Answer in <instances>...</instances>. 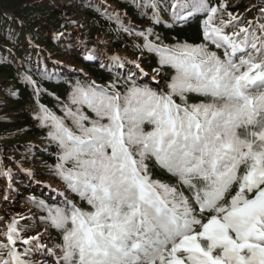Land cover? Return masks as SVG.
I'll return each instance as SVG.
<instances>
[{
	"label": "snow or ice",
	"instance_id": "obj_1",
	"mask_svg": "<svg viewBox=\"0 0 264 264\" xmlns=\"http://www.w3.org/2000/svg\"><path fill=\"white\" fill-rule=\"evenodd\" d=\"M142 6L160 23L156 0ZM172 7L174 19L186 9L205 13L203 38L222 55L205 44H153L148 30L144 47L175 71L167 91L132 76L123 93L78 85L75 110L65 108L72 127L41 106L37 118L60 149L57 173L89 206L39 201L62 234L57 264H264V23L253 31L251 22L232 23L231 12L217 22L227 6L207 0ZM190 95L205 99L190 103ZM149 161L172 180L154 178ZM4 235L0 264H29L22 256L43 247L40 236L21 235L15 218ZM18 240L35 243L21 254Z\"/></svg>",
	"mask_w": 264,
	"mask_h": 264
},
{
	"label": "trees",
	"instance_id": "obj_2",
	"mask_svg": "<svg viewBox=\"0 0 264 264\" xmlns=\"http://www.w3.org/2000/svg\"><path fill=\"white\" fill-rule=\"evenodd\" d=\"M144 2L0 0V177L3 175L8 179L3 173L11 171L16 184V189L10 190L13 198H18L21 206L28 204L30 209H34L39 220H46L48 212L32 202L39 204L42 200L49 207L60 202L52 197L51 191L48 193L39 189V181L43 178L54 182L59 179L67 186L56 170L60 149L48 136L49 127L37 118L43 115L41 106L72 127L71 118L65 116V108L75 110L71 95L78 85L99 86L107 92H112L111 85H116L123 93L130 86L128 77L132 76L139 86L157 92L167 91L175 71L167 65L162 67L157 53L144 47L145 39L140 33H147L148 30H151L148 40L156 45L205 44L210 51L218 55L223 53V49H217L203 38L205 13L193 11L192 15H188L186 9L185 19L173 18V4H190L192 0H156L160 23L153 22V10L143 7ZM207 3L212 7L226 4V9L218 11L217 22L221 13L228 21L227 13L231 12L235 17L232 23L241 22L240 26L248 27L251 22L253 31L264 23V0H207ZM124 28L131 29V32L124 31ZM96 31L101 32L99 40L105 46L98 48L93 45ZM114 50L115 53H111ZM121 51L130 53L135 62L147 64L150 76L128 67L131 61L124 59ZM154 75L163 84L152 80ZM25 76L34 83H29ZM204 99L189 96L190 103H199ZM176 100L179 103L178 97ZM81 111L91 119L96 118L86 106ZM145 127L147 130L150 126ZM2 164L8 165L5 170ZM149 164L154 178L172 180L153 161ZM65 167H71V164ZM73 196L80 207H89L74 192ZM16 221L18 231L24 237L26 232H33L30 230L37 226V222L32 220L19 218ZM43 228L50 230L52 239H47L50 244L58 246L63 243L60 231L49 223ZM5 243L7 240L3 235L0 244ZM44 247L45 244L39 248L40 253L46 251ZM25 248L28 247L16 249L23 254ZM7 258V251L4 250L0 259Z\"/></svg>",
	"mask_w": 264,
	"mask_h": 264
},
{
	"label": "rangeland",
	"instance_id": "obj_3",
	"mask_svg": "<svg viewBox=\"0 0 264 264\" xmlns=\"http://www.w3.org/2000/svg\"><path fill=\"white\" fill-rule=\"evenodd\" d=\"M101 37V32L100 31H96L95 33V38L92 39L93 41V45L96 47H101V46H105V44L102 43L101 40H99ZM109 46V45H108ZM110 47V46H109ZM111 53H115L111 52ZM120 54L123 55L124 59H128L131 62L128 63V67L132 68L138 72L141 73V69L143 70V74L144 72H146V74L148 76H150V72H149V66H147V64H143L142 62H135V60L133 58H131L130 53L129 54H124L123 51L120 52ZM139 63L141 68H136V64ZM157 75H154L152 77L156 78ZM158 83H161L160 81H157ZM163 84V83H161ZM161 84L159 86H161ZM0 154H2L1 151V147H0ZM8 165L2 164V169L5 170L7 168ZM45 177V176H44ZM46 181H50V182H41L38 187L39 189L44 190V192H48L51 191L53 193V198H58V201H61L60 203H62V205L65 204L66 200H70V198L67 195H72V191L65 186L59 179L57 181H52L49 180L47 178H45ZM16 184H14V181L11 179L9 180L6 179L3 175L0 177V235L3 234V231H5L7 229V226L9 223H11L12 219L15 218L18 220V217H22V220H32V221H36L37 222V226L35 228H32L30 231L33 232H26L25 233V238L31 237V236H40L41 241L44 244H48L49 246L53 247L52 252L48 251V248L45 246L44 248L46 249V251L41 252L40 254L35 253L38 252L39 249L34 250L32 253L35 254H29L28 257L26 256H22L23 259L29 261V264H57V260L59 259L60 256H62V253L60 252L59 248L55 245H52L49 243V240L47 239H52V235H50V230H44V226H47L48 224L45 222L46 220L43 219H38L37 218V214L34 213V209H30L28 205H24V206H20L19 202H18V198L16 199H12V194L11 193H6V191H8L9 189H16ZM7 196L8 199H5L4 197ZM71 201V200H70ZM34 203L36 206H39V204H37L36 202H32ZM8 204V206L6 208H4L5 210L3 212H1V209L3 207H5ZM35 243V241H33L31 244H23L21 241L17 242V244L15 245L16 247L18 246H25L30 248L32 247V245ZM46 253V254H44ZM50 259H53L52 261H50ZM47 263H46V262Z\"/></svg>",
	"mask_w": 264,
	"mask_h": 264
}]
</instances>
